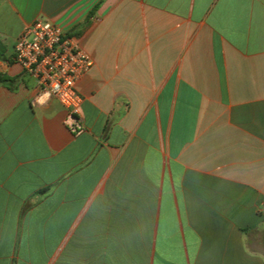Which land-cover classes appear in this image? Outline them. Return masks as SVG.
<instances>
[{
    "label": "crops",
    "instance_id": "obj_1",
    "mask_svg": "<svg viewBox=\"0 0 264 264\" xmlns=\"http://www.w3.org/2000/svg\"><path fill=\"white\" fill-rule=\"evenodd\" d=\"M38 18L94 61L79 136ZM0 73V264H264V0H0Z\"/></svg>",
    "mask_w": 264,
    "mask_h": 264
},
{
    "label": "built area",
    "instance_id": "obj_2",
    "mask_svg": "<svg viewBox=\"0 0 264 264\" xmlns=\"http://www.w3.org/2000/svg\"><path fill=\"white\" fill-rule=\"evenodd\" d=\"M13 60L35 81L40 96L53 97L67 109L68 130L75 136L83 134L82 98L76 85L94 65L90 55L58 24L38 18L17 40Z\"/></svg>",
    "mask_w": 264,
    "mask_h": 264
},
{
    "label": "trees",
    "instance_id": "obj_3",
    "mask_svg": "<svg viewBox=\"0 0 264 264\" xmlns=\"http://www.w3.org/2000/svg\"><path fill=\"white\" fill-rule=\"evenodd\" d=\"M16 82H17V79L11 78L7 76L6 74L0 73V84H14Z\"/></svg>",
    "mask_w": 264,
    "mask_h": 264
},
{
    "label": "clouds",
    "instance_id": "obj_4",
    "mask_svg": "<svg viewBox=\"0 0 264 264\" xmlns=\"http://www.w3.org/2000/svg\"><path fill=\"white\" fill-rule=\"evenodd\" d=\"M44 99H45V97H39L38 98V102L43 104L44 103ZM65 123H70V118L68 120H66Z\"/></svg>",
    "mask_w": 264,
    "mask_h": 264
}]
</instances>
